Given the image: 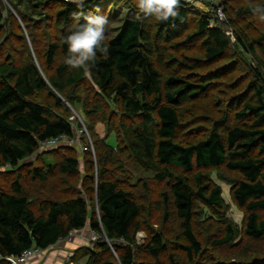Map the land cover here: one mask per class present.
Returning a JSON list of instances; mask_svg holds the SVG:
<instances>
[{"label":"trees","instance_id":"1","mask_svg":"<svg viewBox=\"0 0 264 264\" xmlns=\"http://www.w3.org/2000/svg\"><path fill=\"white\" fill-rule=\"evenodd\" d=\"M55 1L62 4L52 18L56 29L50 33L45 52L34 47L43 64L39 66L31 56L28 63L21 66L0 63V167L17 169L36 154L42 142L63 136L75 137L77 130L57 110L66 109V103L74 108L78 101L67 91L91 79L103 98L122 108L125 119L120 131L133 158L144 169L158 173L160 181L169 179V193L165 200L166 203L172 202L182 221L189 243L184 250L189 257L202 253L201 243L194 232L195 201L216 210L226 206L221 187L205 182L202 169L225 167L242 176L243 179L233 187V197L247 213L246 234L254 240L263 239L264 220L260 217V212L264 211L262 76L256 72L258 80L251 84L258 99L256 104L242 96L236 99L242 103V109L235 118L254 119L251 124L231 126L224 116L205 138L183 144L179 142L182 127L179 108L185 102L197 99L211 82L195 85L176 77L164 82L155 55L161 49V43L172 42L187 31L190 17L195 15L191 6L181 0L179 16L167 23L156 22L155 30L151 18L140 15L138 20L126 21L114 39L102 42V47L108 49L106 55L98 52L96 60L87 68H73L64 63L67 46L62 44V38L75 23L74 14L87 15L96 9V4L93 0H86L83 7H77L70 0ZM40 5L31 7L36 9ZM260 7L249 6L243 11L252 14L262 10L264 13V0H260ZM4 21V10L0 7V26ZM263 40L256 41V44ZM196 41L202 42L209 60L222 58L232 46L223 29L211 26L209 16H201L197 31L188 37L189 43ZM239 41L246 51L254 50L253 43ZM182 65L184 69L195 68L187 62ZM43 93L48 94L53 104L44 105L36 100ZM61 147L76 151L75 147ZM112 149L107 150L109 155ZM98 150L102 154L98 170L95 171L93 160L87 165L85 186L88 198L75 193L65 201L46 200L39 215L24 192L21 174L9 190L0 183V256L18 257L32 248L46 251L72 232L89 227L91 231L104 232L107 240L95 243L99 244L102 254L91 251L87 264H137V235L143 231L141 206L133 191L123 188L119 180L110 178L104 170V144L98 143ZM255 152H258L257 156ZM57 165L64 175L79 173V158L75 156H63ZM173 169L190 174L197 169L195 187L189 176L175 174ZM30 173L34 179L45 182L52 171L44 173L35 169ZM226 231L227 236L221 244L234 238L231 226H227ZM119 242L124 246L117 245ZM112 247L116 257L112 254ZM143 249L153 259H159L167 252L163 234L152 235Z\"/></svg>","mask_w":264,"mask_h":264},{"label":"rangeland","instance_id":"2","mask_svg":"<svg viewBox=\"0 0 264 264\" xmlns=\"http://www.w3.org/2000/svg\"><path fill=\"white\" fill-rule=\"evenodd\" d=\"M182 1L191 6L195 15L190 17L188 29L181 37L172 42L161 43L155 62L164 82L172 77L195 85L211 82L197 99L187 101L179 108L182 124L179 142L191 144L205 138L224 116L228 118L231 126L251 124L254 120L235 118L238 110L242 109V103L236 102V99L242 96L253 104L258 102L251 84L258 80L256 72L264 79V40L261 44H256V41L264 38V13L262 10L252 14L243 11L249 6L262 8L260 0ZM93 2L96 9L91 13L104 15L108 20L105 41L114 39L126 21L140 18L134 0ZM39 3L42 4L40 7H31ZM0 7L5 14V21L0 26V63L21 66L28 63L31 56L39 66L42 65L43 61L40 62L37 58L35 48L45 52L50 33L56 29L52 18L62 4L55 0H0ZM219 9L223 10L222 17L217 13ZM201 16H209L211 26L223 29L232 42L227 54L220 59H207L201 41L188 42V37L197 31ZM150 23L155 30L156 21L150 19ZM240 39L246 44L253 43L254 50L246 51L240 45ZM184 62L194 65L195 68L184 69ZM67 94L78 101L77 105L72 108L66 103V109L57 112L69 120L75 130L78 126L86 128L94 152L85 155L79 147L74 152L61 146L40 148L17 169L0 167V183L6 189L9 190L21 174L24 192L37 215L41 214V205L46 200L65 201L75 193L88 198L89 193L85 186L88 178L87 165L93 160L95 171L98 170L102 155L98 150V143L104 144V170L110 178L119 180L123 188L134 192L142 209L140 222L143 231L137 235V264H264V238L254 240L246 234L247 213L236 204L233 197L234 185L243 179L239 173L230 172L225 167L202 169L205 182L213 187H221L226 206L222 210H216L210 209L199 200L195 201L194 232L201 243L202 253L189 257L184 250L189 243L184 235L182 221L178 218L172 202L166 203L165 200L170 181H160L158 173L141 167L127 150L120 131L125 119L122 108L103 98L91 79L69 89ZM36 100L44 105L53 104L47 93L38 95ZM110 148L113 149L109 155L107 150ZM71 155L79 158V173L64 175L60 173L57 164L63 156ZM35 169L44 173L51 170L52 173L43 182L33 178L30 170ZM173 171L175 174L189 176L195 187L194 173L197 169L192 174L179 169ZM92 205L90 202V206ZM260 217L264 220V211L260 212ZM227 226L232 227L234 238L227 244H221L227 236ZM88 228L84 230L83 238L75 240L76 247L72 255L61 261V264L71 261L73 264H87L91 251L102 254L99 244L90 241L91 230ZM156 233L163 234L167 246V252L157 260L143 249L150 237ZM117 245L124 246V243L119 242ZM113 250L114 247L112 254L116 257ZM104 257L106 258L105 253Z\"/></svg>","mask_w":264,"mask_h":264},{"label":"clouds","instance_id":"3","mask_svg":"<svg viewBox=\"0 0 264 264\" xmlns=\"http://www.w3.org/2000/svg\"><path fill=\"white\" fill-rule=\"evenodd\" d=\"M70 2L83 7L86 0ZM180 3L181 0H134V6L142 18H151L159 23L175 20L179 16ZM73 20L75 23L61 41L67 46L64 63L73 68H87L96 60L98 52L105 55L108 52L107 47H102L108 20L98 13L74 14Z\"/></svg>","mask_w":264,"mask_h":264},{"label":"built area","instance_id":"4","mask_svg":"<svg viewBox=\"0 0 264 264\" xmlns=\"http://www.w3.org/2000/svg\"><path fill=\"white\" fill-rule=\"evenodd\" d=\"M218 15L220 17L223 16V10H218ZM77 134L73 138H69L66 136L60 137L58 139L48 140L46 142H42L40 145L41 149H51L56 148L58 146H70V147H79V149L83 152V154L87 152H94L93 143L89 142V135L84 126L77 127ZM83 231H74L67 238L63 239L61 242H65L71 244L75 242L77 238H83ZM104 240H107L105 233H100L97 231H91L90 241L93 243H100ZM45 250L40 248H32L30 250L25 251L21 256L18 257H2L0 256V262L4 261L9 264H30V262L37 258L41 257L44 254ZM65 264H71L70 262H66Z\"/></svg>","mask_w":264,"mask_h":264},{"label":"crops","instance_id":"5","mask_svg":"<svg viewBox=\"0 0 264 264\" xmlns=\"http://www.w3.org/2000/svg\"><path fill=\"white\" fill-rule=\"evenodd\" d=\"M75 244L76 242L68 244L60 241L46 250L41 257L33 259L30 264H61V261L72 255L73 249L76 247Z\"/></svg>","mask_w":264,"mask_h":264}]
</instances>
